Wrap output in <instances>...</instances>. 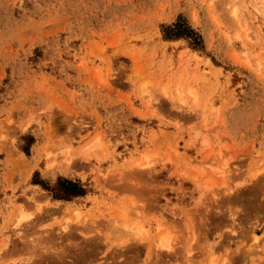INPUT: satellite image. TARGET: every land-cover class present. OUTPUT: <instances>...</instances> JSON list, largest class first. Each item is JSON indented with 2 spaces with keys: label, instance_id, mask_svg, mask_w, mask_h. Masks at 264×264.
<instances>
[{
  "label": "rangeland",
  "instance_id": "rangeland-1",
  "mask_svg": "<svg viewBox=\"0 0 264 264\" xmlns=\"http://www.w3.org/2000/svg\"><path fill=\"white\" fill-rule=\"evenodd\" d=\"M79 263L264 264V0H0V264Z\"/></svg>",
  "mask_w": 264,
  "mask_h": 264
},
{
  "label": "trees",
  "instance_id": "trees-1",
  "mask_svg": "<svg viewBox=\"0 0 264 264\" xmlns=\"http://www.w3.org/2000/svg\"><path fill=\"white\" fill-rule=\"evenodd\" d=\"M68 185H70V186L72 185V186H73L74 184L71 183V182H68ZM68 190H69V191H68ZM66 191L69 192V194H72V195H73V194H74V195H77V194L81 193L80 190H74V191H71L70 188H69V189H66ZM67 192H66V193H67Z\"/></svg>",
  "mask_w": 264,
  "mask_h": 264
},
{
  "label": "bare ground",
  "instance_id": "bare-ground-1",
  "mask_svg": "<svg viewBox=\"0 0 264 264\" xmlns=\"http://www.w3.org/2000/svg\"><path fill=\"white\" fill-rule=\"evenodd\" d=\"M10 151V150H9ZM17 151V150H16ZM84 151V150H83ZM83 151H80L81 153L83 152ZM75 152V151H74ZM10 153V152H9ZM87 153V152H86ZM12 159V158H11ZM25 166V165H24ZM20 167V166H19ZM29 169V168H28ZM24 171V170H23ZM28 172H29V170H28ZM27 177V176H26ZM23 178H25V176L23 177ZM24 180V179H23ZM42 193V192H41ZM44 199V198H43ZM35 200H36V198H35ZM39 200L41 201L42 200V198H39ZM43 201V200H42ZM45 201H47V200H44V202ZM35 202V201H34ZM36 202H37V200H36ZM43 206V205H42ZM39 207V206H38ZM41 207V206H40ZM44 208H46V207H44ZM41 209H42V207H41ZM44 210V209H43ZM47 210V209H46ZM45 211V210H44ZM45 214V213H44ZM48 214V213H47ZM43 215V214H42ZM45 216V215H44ZM256 237V236H255ZM257 238V237H256ZM80 264V263H79Z\"/></svg>",
  "mask_w": 264,
  "mask_h": 264
}]
</instances>
